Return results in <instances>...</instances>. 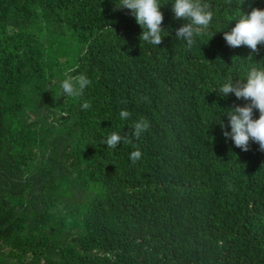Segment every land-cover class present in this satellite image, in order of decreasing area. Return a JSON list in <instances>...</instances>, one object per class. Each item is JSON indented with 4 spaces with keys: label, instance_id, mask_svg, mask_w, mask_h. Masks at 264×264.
Here are the masks:
<instances>
[{
    "label": "trees",
    "instance_id": "1",
    "mask_svg": "<svg viewBox=\"0 0 264 264\" xmlns=\"http://www.w3.org/2000/svg\"><path fill=\"white\" fill-rule=\"evenodd\" d=\"M0 264H264V0H0Z\"/></svg>",
    "mask_w": 264,
    "mask_h": 264
}]
</instances>
